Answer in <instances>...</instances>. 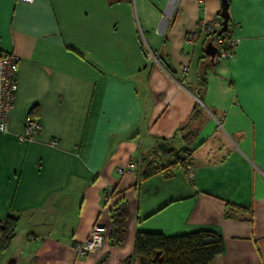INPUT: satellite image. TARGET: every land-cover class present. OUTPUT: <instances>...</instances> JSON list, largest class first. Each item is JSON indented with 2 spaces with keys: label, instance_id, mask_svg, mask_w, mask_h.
Instances as JSON below:
<instances>
[{
  "label": "crops",
  "instance_id": "1",
  "mask_svg": "<svg viewBox=\"0 0 264 264\" xmlns=\"http://www.w3.org/2000/svg\"><path fill=\"white\" fill-rule=\"evenodd\" d=\"M219 13L220 0H0V52L18 58L0 223L18 222L0 264H120L137 232L202 229L222 238L211 264H264V0H230L225 59L198 33ZM28 118L40 131L22 141ZM185 149L192 180L173 156ZM119 200L126 236L113 246ZM95 222L105 245L80 257Z\"/></svg>",
  "mask_w": 264,
  "mask_h": 264
},
{
  "label": "trees",
  "instance_id": "2",
  "mask_svg": "<svg viewBox=\"0 0 264 264\" xmlns=\"http://www.w3.org/2000/svg\"><path fill=\"white\" fill-rule=\"evenodd\" d=\"M216 20L221 21L220 14ZM229 22L230 20H228V26ZM198 33H201L200 28ZM229 33V29H227L221 34L218 33L217 36L229 38ZM206 37L209 40L208 42H211L216 48L210 36L207 35ZM211 69L212 67L209 65L201 69L199 74V83L201 87H205L206 71ZM33 112L34 111L30 114L32 115ZM190 153V150L185 149L178 153H174L173 156L184 169H190L188 164ZM161 170L162 169L158 168L149 169L143 174L142 179L149 178ZM112 193L113 198L114 191ZM228 210L230 211L233 209L231 206H228ZM127 216L128 211L126 202L122 200L117 201L111 209L110 220L112 231L109 237L111 245L119 246L125 241ZM17 222L18 220L16 217L7 216L5 220L0 223V257L7 250L15 235ZM222 247L221 236L214 231L206 229L177 236H165L161 233L137 232L134 237L132 256L128 257L120 264H134L136 261L138 264H211L214 257L221 253Z\"/></svg>",
  "mask_w": 264,
  "mask_h": 264
},
{
  "label": "built area",
  "instance_id": "3",
  "mask_svg": "<svg viewBox=\"0 0 264 264\" xmlns=\"http://www.w3.org/2000/svg\"><path fill=\"white\" fill-rule=\"evenodd\" d=\"M25 3H31L33 0H18ZM201 33L204 36L209 35L214 45H216L218 51V57L225 59L229 56V51L233 47V41L231 37L222 38L217 34L222 27V21L212 20L210 22H202L200 25ZM17 70H18V58L12 52H0V134H6L8 132V114L13 107L15 93L17 90ZM187 70L183 69V73ZM39 124L32 120L27 119L22 135L19 136V140L30 141L39 133ZM51 146H56L55 142L50 143ZM136 170V166L133 163H128L126 167L118 169L119 175L131 174ZM187 179L192 180L194 172L188 169L186 171ZM112 189H108L104 202L110 203L112 200ZM107 229L100 223L95 222L88 234V237L82 243H77L73 246L75 253L80 257L99 252L105 245V235Z\"/></svg>",
  "mask_w": 264,
  "mask_h": 264
},
{
  "label": "water",
  "instance_id": "4",
  "mask_svg": "<svg viewBox=\"0 0 264 264\" xmlns=\"http://www.w3.org/2000/svg\"><path fill=\"white\" fill-rule=\"evenodd\" d=\"M220 18L222 21V27L219 30V34L225 32L228 29V20H229V1L228 0H220ZM206 54L210 57L214 58L218 51L217 49L212 45L211 42L208 43V46L206 47Z\"/></svg>",
  "mask_w": 264,
  "mask_h": 264
},
{
  "label": "rangeland",
  "instance_id": "5",
  "mask_svg": "<svg viewBox=\"0 0 264 264\" xmlns=\"http://www.w3.org/2000/svg\"><path fill=\"white\" fill-rule=\"evenodd\" d=\"M229 17H230V0H229Z\"/></svg>",
  "mask_w": 264,
  "mask_h": 264
},
{
  "label": "bare ground",
  "instance_id": "6",
  "mask_svg": "<svg viewBox=\"0 0 264 264\" xmlns=\"http://www.w3.org/2000/svg\"><path fill=\"white\" fill-rule=\"evenodd\" d=\"M199 35V34H198ZM204 37V36H203Z\"/></svg>",
  "mask_w": 264,
  "mask_h": 264
}]
</instances>
